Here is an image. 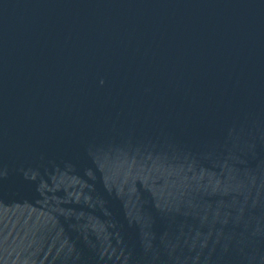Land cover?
<instances>
[{
  "label": "water",
  "instance_id": "1",
  "mask_svg": "<svg viewBox=\"0 0 264 264\" xmlns=\"http://www.w3.org/2000/svg\"><path fill=\"white\" fill-rule=\"evenodd\" d=\"M0 264H264V0H0Z\"/></svg>",
  "mask_w": 264,
  "mask_h": 264
}]
</instances>
